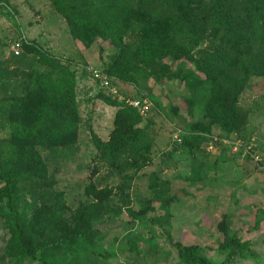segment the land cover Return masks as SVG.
I'll list each match as a JSON object with an SVG mask.
<instances>
[{
    "label": "trees",
    "instance_id": "obj_1",
    "mask_svg": "<svg viewBox=\"0 0 264 264\" xmlns=\"http://www.w3.org/2000/svg\"><path fill=\"white\" fill-rule=\"evenodd\" d=\"M48 2L74 40L90 48L103 38L112 53L103 59L101 47L102 68L82 64L79 71L71 57L57 56L20 32V53L12 50L0 58V226L6 233L0 263L110 264L116 253L104 245L95 249L98 225L124 208L131 224L155 223L148 209L155 202L168 207L177 198L174 183L153 171L150 195L139 198L138 209L132 207L136 180L156 165L155 119L149 113L163 107L153 96L155 85L178 82L193 100L187 102L189 110L198 104L202 108L201 118L184 126L182 141L173 140L163 158L178 151L197 157L216 138L223 147L233 135L246 139L250 110L240 99L254 78L264 79V0ZM3 5L10 6L9 0H0ZM91 69L105 73L114 87L133 86L136 94L120 99L101 86ZM88 75L101 86L96 98L115 112L107 138L89 126L94 154L83 191L71 203L67 190L60 188L59 173L81 148L78 82ZM147 97L155 107L146 115L126 102ZM171 111L180 117L179 107L171 105ZM253 151L261 157L256 167L264 173V150ZM250 155L245 156L248 161ZM258 209L260 223L264 210ZM217 228L224 235L217 246L186 245L170 231L162 234L181 264H236L257 258L251 252L257 243L232 234L226 215ZM157 235L143 241L152 244ZM128 243L132 251L140 250L136 240ZM208 250L221 257L209 256Z\"/></svg>",
    "mask_w": 264,
    "mask_h": 264
},
{
    "label": "rangeland",
    "instance_id": "obj_2",
    "mask_svg": "<svg viewBox=\"0 0 264 264\" xmlns=\"http://www.w3.org/2000/svg\"><path fill=\"white\" fill-rule=\"evenodd\" d=\"M9 3L10 6H0V58H5L13 50V45L19 42L16 38L20 32L26 39L37 40L57 56L70 55L79 71L83 68L80 61L88 62L93 68H102L101 47H104L103 59H107L112 53L110 44L103 38L90 48H85L81 42L74 40L64 19L54 12L48 0H9ZM14 10L17 12L16 16L12 14ZM82 77L88 82L90 92H84L83 88L78 91L83 118L79 136L81 148L73 160L63 162L59 173L60 188L67 190L71 203H76L77 195L83 191V185L87 182L88 164L94 154L89 126L100 124L99 114L107 122L100 130L102 137L113 126L111 112L114 107L107 106L96 98L101 86L92 75ZM153 83L152 81L150 85ZM117 87L121 99L126 95L136 94L133 86ZM154 87L153 96L163 107L161 111L156 109L149 113L155 119L156 165L146 169L148 176L136 180L132 207L138 209L139 198L150 195L148 185L153 171L158 172L157 175L162 179H169L174 183L177 198L168 207L155 202L148 209V215L156 219L155 223L134 221L131 224L128 222L130 216L126 208L116 210L106 222L97 226L99 234L96 237V251H100L99 248L104 245L115 252L116 258L111 259L110 264H181L175 248L168 243L162 231H170L177 241L186 245L217 246L224 240V235L217 228L218 223L226 215L232 234L238 232L239 237L257 243L251 252L258 259H245L236 264H256L261 263L260 261L264 264V214H261L260 223L259 217L257 218L258 207L264 210V173L260 167H256L252 158L248 161L245 157L250 155H245V150L249 147L250 151L264 150V79L254 78L240 99L241 105L250 110L249 124L243 132L246 139L237 135L227 139L230 143L240 140L243 143V148L239 150L241 153L235 152L233 144L229 143L233 150L231 156L234 158L230 160L224 155L217 163L214 156L223 147L216 145L217 138L205 146L197 160L182 151L174 153L169 159L162 157L161 153L170 149L174 143L175 135H180L190 121L201 118L202 108L198 104L196 109L192 107L189 110L187 102L192 100L189 98V91L178 82H166ZM171 105L179 107L180 117L172 113ZM153 106L155 107L154 101ZM159 194L160 191L156 190V196ZM250 207L254 210L251 211ZM157 232L159 236L152 244L143 241ZM129 240H136L140 250L132 251ZM5 242L6 233L0 226V248ZM207 254L217 259L221 257L209 250Z\"/></svg>",
    "mask_w": 264,
    "mask_h": 264
},
{
    "label": "built area",
    "instance_id": "obj_3",
    "mask_svg": "<svg viewBox=\"0 0 264 264\" xmlns=\"http://www.w3.org/2000/svg\"><path fill=\"white\" fill-rule=\"evenodd\" d=\"M13 51L15 54H19L21 51V43H15L13 45ZM92 73H93V77L97 80H99L100 84L102 87H104L105 89H109L110 92L113 95H117L118 94V90L116 87H114L111 84L110 79L108 78V76L105 73H102L101 71L97 70V69H91ZM121 99V97H120ZM126 102L135 107L136 109H138V111L142 114V115H146L151 107H153V103L150 99L148 98H144V99H133V98H129L126 99ZM176 138L175 140H177L178 142H181V137L180 135L177 133L175 135ZM225 143H230V141H228L227 139L225 140ZM230 144H233V150L237 151L240 147H243V143L239 140L238 142H232ZM251 147L247 148L245 150V154H251V156L253 157V160L257 163V165L262 161L261 157L259 155L253 154L250 152ZM262 168H264V163L263 165H261Z\"/></svg>",
    "mask_w": 264,
    "mask_h": 264
},
{
    "label": "crops",
    "instance_id": "obj_4",
    "mask_svg": "<svg viewBox=\"0 0 264 264\" xmlns=\"http://www.w3.org/2000/svg\"><path fill=\"white\" fill-rule=\"evenodd\" d=\"M69 57H71L70 55H69ZM72 58V57H71ZM73 59V58H72ZM74 60V59H73ZM82 64H86V65H88V67H92L88 62H86V61H80V65H82ZM82 78V79H81ZM87 83L88 82H86V79H84V77H80L79 78V82H78V91L80 90V89H82L83 88V91L84 92H90V89L87 87ZM92 96V95H91ZM114 112H115V108H113L112 109V115L114 114ZM99 117H100V124L97 126V125H95V126H93V128L95 129V131L100 135V130L102 129V127H104V126H106L105 124L107 123V122H105L104 121V119H102V116H101V114H99ZM113 117V116H112ZM216 131H218V129L216 130ZM108 134H109V132H108ZM108 134L105 136V137H103V138H107L108 137ZM101 136V135H100ZM224 155H226V158L227 159H230L231 160V158H234L233 156H231V155H233V150L231 149V146L230 145H228V144H225V146L224 147H222L221 148V150H220V152H218L217 153V155L215 154V156H214V158H215V160H216V162L215 163H217L218 161H219V159L220 158H222ZM194 158V160H197L196 158H200V156H197V157H193ZM250 171V170H249Z\"/></svg>",
    "mask_w": 264,
    "mask_h": 264
}]
</instances>
